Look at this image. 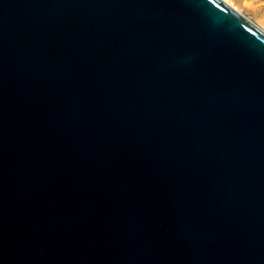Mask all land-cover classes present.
I'll return each mask as SVG.
<instances>
[{
    "label": "water",
    "instance_id": "1",
    "mask_svg": "<svg viewBox=\"0 0 264 264\" xmlns=\"http://www.w3.org/2000/svg\"><path fill=\"white\" fill-rule=\"evenodd\" d=\"M0 264H264V30L0 0Z\"/></svg>",
    "mask_w": 264,
    "mask_h": 264
},
{
    "label": "rangeland",
    "instance_id": "2",
    "mask_svg": "<svg viewBox=\"0 0 264 264\" xmlns=\"http://www.w3.org/2000/svg\"><path fill=\"white\" fill-rule=\"evenodd\" d=\"M231 6L264 30V0H228Z\"/></svg>",
    "mask_w": 264,
    "mask_h": 264
},
{
    "label": "bare ground",
    "instance_id": "3",
    "mask_svg": "<svg viewBox=\"0 0 264 264\" xmlns=\"http://www.w3.org/2000/svg\"><path fill=\"white\" fill-rule=\"evenodd\" d=\"M224 2H226L228 5L231 6V3L228 0H223ZM232 7V6H231Z\"/></svg>",
    "mask_w": 264,
    "mask_h": 264
}]
</instances>
